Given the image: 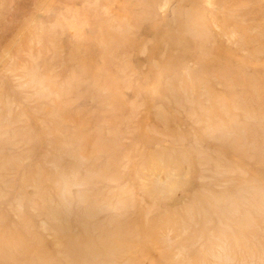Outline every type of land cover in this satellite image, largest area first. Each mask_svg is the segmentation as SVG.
I'll return each instance as SVG.
<instances>
[{
  "label": "rangeland",
  "instance_id": "1",
  "mask_svg": "<svg viewBox=\"0 0 264 264\" xmlns=\"http://www.w3.org/2000/svg\"><path fill=\"white\" fill-rule=\"evenodd\" d=\"M0 264H264V0H0Z\"/></svg>",
  "mask_w": 264,
  "mask_h": 264
}]
</instances>
